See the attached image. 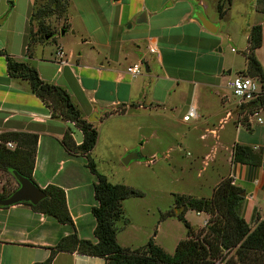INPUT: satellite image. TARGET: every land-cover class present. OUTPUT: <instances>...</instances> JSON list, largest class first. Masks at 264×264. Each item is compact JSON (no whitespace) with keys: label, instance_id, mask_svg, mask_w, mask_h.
Masks as SVG:
<instances>
[{"label":"crops","instance_id":"0c3cea01","mask_svg":"<svg viewBox=\"0 0 264 264\" xmlns=\"http://www.w3.org/2000/svg\"><path fill=\"white\" fill-rule=\"evenodd\" d=\"M43 1L0 0V18L9 12L0 25V49L33 67L42 81L65 90L82 120L89 123V119L96 118L89 123L98 132L91 158L96 162L103 159L101 144L121 145V156L136 150L142 158L145 120L157 111L173 112L177 108H185V115L193 106L197 113V118L191 120L193 129L200 131L195 138L208 150L206 158L211 164L225 167L226 178L243 193L241 216L252 228L255 218L264 223V109L258 111L262 124L254 119L249 130L238 120L244 113L227 83L232 79V68L236 66L237 76L245 71L246 60L243 57L242 65L237 67L233 58L221 55V49H217L220 38L195 17L202 14L216 25L207 17L203 0H61L66 6L52 38L36 40L28 48L29 30L32 27L36 31L31 15L37 3ZM245 1L249 3L247 14L258 20L261 14L255 10L256 0ZM142 14L145 22L139 23ZM254 25H261L263 37L259 21L245 22L244 51ZM149 46H155L157 53L150 54ZM56 47L63 50L62 64L55 56ZM150 55L154 59H147ZM139 62L148 66L149 73L137 77L128 74L127 68ZM229 103H234L239 112L231 115ZM109 112L115 113L105 116ZM67 123L51 116L27 82L10 78L6 61L0 57V135L19 132L37 136L33 181L41 190L56 186L65 192L74 223L73 229L21 204L0 208V264L42 263L49 257V248L74 231L78 238L96 242V221L91 214L96 205V178L83 156L65 151L61 142ZM236 145L260 155V165L233 162ZM197 215L203 216L201 229L208 216ZM117 243L122 248L136 249L132 241L117 238ZM52 264L106 263L98 257L60 253Z\"/></svg>","mask_w":264,"mask_h":264},{"label":"trees","instance_id":"16d2710c","mask_svg":"<svg viewBox=\"0 0 264 264\" xmlns=\"http://www.w3.org/2000/svg\"><path fill=\"white\" fill-rule=\"evenodd\" d=\"M230 3L231 0L218 2L217 11L220 18L225 16V5ZM65 6V2L61 0H44L37 3L31 15V23L35 24L37 29L35 32L32 27L29 30L28 48L36 38L41 42L46 38L49 40L52 38L53 34L45 20L52 16H60ZM255 10L264 14V0H256ZM63 30L65 31L66 28L63 27ZM262 41L261 25L252 26L247 40L248 47L243 53L246 69L239 75L256 78L264 83V70L255 54L262 46ZM0 57L6 61L8 76L27 82L31 93L50 110L52 117L73 123L79 128L83 135L81 144H75L69 128L61 143L68 153L83 156L87 169L96 178L93 185L96 205L91 208V214L96 221L93 232L96 242L80 239L74 231L71 235L62 238L55 247L49 248L48 259L37 264H52L55 256L60 253L98 257L104 259L106 264H264V223L255 218L252 228L245 222L240 213L242 191L233 185L230 179L221 181L209 199L174 196L175 210L162 215L161 218L173 216L181 221L187 230V238L177 244L172 255L157 246L153 238H150L144 247L136 250L119 246L116 238L117 223L121 221L127 223L123 216L122 202L130 197H141L142 193L124 185H113L97 171L90 156L97 143V129L93 124L82 120L80 112L72 104L65 90L42 81L33 67L16 61L3 49H0ZM241 108L244 113L242 125L249 130L248 115L264 109V94L258 100ZM117 112L123 113V110ZM113 113L115 112H109L105 116ZM6 143H13L14 149H7ZM36 150V135L19 132L0 135V172L10 175L17 184V187L11 191L3 189L0 192V199L8 198L18 189L19 184L15 175L34 183L32 175ZM233 162L260 165L261 156L254 154L250 148L236 145L233 148ZM42 191L46 198L38 204L21 203V205L74 229L65 192L56 186H48ZM188 211L206 214L208 216L206 225L194 231L185 219Z\"/></svg>","mask_w":264,"mask_h":264},{"label":"rangeland","instance_id":"374dc122","mask_svg":"<svg viewBox=\"0 0 264 264\" xmlns=\"http://www.w3.org/2000/svg\"><path fill=\"white\" fill-rule=\"evenodd\" d=\"M203 2L207 7V17L216 23L214 26L217 31L214 36L221 40L217 49H221V55L233 58L237 67L241 66L245 52L244 23L259 21L264 29V14L256 20L247 14L249 10L247 1L231 0L229 5H225V16L220 18L216 0ZM59 17L52 16L45 20L49 23L48 28L52 34L53 30L58 28L55 26L57 24L59 26L57 22ZM34 26L37 29L35 24ZM255 54L264 67V32L262 46ZM149 58L152 60L154 56H147V59ZM144 65L142 64L140 73L142 76L145 74ZM231 71L232 78H235L236 66ZM229 104L228 112L231 115L239 112L234 103ZM185 110L177 108L173 112L157 111L145 120L147 129L144 131L145 140L140 147L142 158L138 161L124 165L122 160L126 155L121 156L122 147L116 144L111 146L105 144L103 147L101 144L100 157L103 159L96 162L92 158L97 171L99 169L98 172L104 175L109 183L124 185L142 193L141 197H130L122 202L123 216L127 223L124 224L123 221L117 223L116 238H121L127 243L132 241L133 248H142L150 238H153L157 246L172 255L177 244L187 238V230L181 221L173 216L161 218L162 215L175 210L174 196L209 199L218 186L213 185L227 179L225 167L218 166L217 163L211 164L210 158H206L205 153L208 150L200 146L195 138L200 131L193 129V121L188 124L182 122ZM241 116L240 114L238 116L240 121ZM262 119L264 120V115ZM16 187L17 184L10 175L0 172V192L3 189L11 191ZM186 220L192 229L197 231L202 226L203 216H198L195 211H189Z\"/></svg>","mask_w":264,"mask_h":264},{"label":"built area","instance_id":"2783aa9c","mask_svg":"<svg viewBox=\"0 0 264 264\" xmlns=\"http://www.w3.org/2000/svg\"><path fill=\"white\" fill-rule=\"evenodd\" d=\"M148 51L150 54L157 53L155 46H149ZM55 56L57 61L61 64L64 63L63 57L64 53L62 48L56 47ZM142 62L134 64L127 68V73L137 77L140 76L142 71ZM264 83L256 78H251L247 76L238 75L235 78H232L227 83V88L230 90L232 97L235 101H237L240 107L245 106L251 102L258 100L264 94ZM258 111L253 112L248 115V124L252 122V120L256 119L258 124H262V119L258 115ZM197 118L196 110L193 106H189L186 114L183 116V122H189ZM5 147L9 150L14 149L13 143H6ZM254 150H258V148H254Z\"/></svg>","mask_w":264,"mask_h":264},{"label":"water","instance_id":"95a60500","mask_svg":"<svg viewBox=\"0 0 264 264\" xmlns=\"http://www.w3.org/2000/svg\"><path fill=\"white\" fill-rule=\"evenodd\" d=\"M8 1L11 2L12 0H8ZM8 14L9 12H6L0 18V25H2L5 22ZM195 17L208 32L216 33L217 31L216 26L211 24L202 14H196ZM144 22H145V15L142 14L139 23H144ZM62 34H64V31H62ZM144 70L145 73H149V68L147 65H144ZM95 119L96 118L89 119V123L96 121ZM67 126L72 132V137L75 143L78 145L81 144L83 140V135L79 130V128L75 124L69 122L67 123ZM138 160H139L138 153L136 150H134L126 154L122 162L124 165H127L131 161H138ZM15 178L19 184L18 189L15 192H13L8 198L0 199V207H10L21 203H30L32 205H36L40 201L46 198L45 193L30 180L18 175H15ZM241 196L243 197V193H241Z\"/></svg>","mask_w":264,"mask_h":264}]
</instances>
